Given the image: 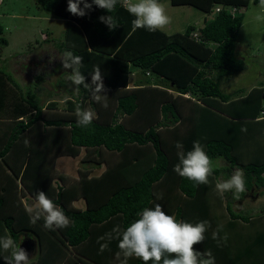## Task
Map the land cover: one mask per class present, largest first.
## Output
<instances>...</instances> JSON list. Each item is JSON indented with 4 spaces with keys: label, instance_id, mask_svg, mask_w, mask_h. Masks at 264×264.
Returning a JSON list of instances; mask_svg holds the SVG:
<instances>
[{
    "label": "trees",
    "instance_id": "16d2710c",
    "mask_svg": "<svg viewBox=\"0 0 264 264\" xmlns=\"http://www.w3.org/2000/svg\"><path fill=\"white\" fill-rule=\"evenodd\" d=\"M168 1L171 6H192L213 16L202 27L187 26L181 33L133 30L134 17L127 12L123 0H118L111 15L119 26L109 30L98 20L100 16L110 15L103 9L93 6L86 16L76 17L66 10L67 0H35L39 10L64 20L59 48L83 57L80 71L85 84H92L91 73L94 66H99L104 86L101 94L109 96L108 107L94 102L89 88L76 85L77 97L65 100L67 116L44 120L36 91L22 93L12 76L0 70V124L6 130L0 136L1 191L11 192V185L26 160L24 156L29 148L21 144V136L40 121L44 126L60 127V132L68 136L66 147L72 154L85 148L103 157L104 150L118 154L119 160L100 177L81 180L77 187L64 185L50 189L51 175L44 174L42 183L48 189L47 196L70 218V225L63 229L43 227V217L32 224L31 214L16 205V198L11 201L0 198V236L11 234L19 242L20 236L25 235L38 242L36 258L30 264H114V253L119 250L117 240H111L100 251V245L106 240L99 238L116 226L126 228L138 218L142 208L156 203L178 220L210 223L208 202L200 197L203 184L197 185L173 171L178 163L177 141L187 151L193 141L200 140L211 160L223 158L231 167L242 160V153L236 149L240 150L246 141L253 142L251 160L241 165L245 187L246 190L252 185L264 188V84L236 98L221 90L222 79L245 69L243 61L235 55L243 14L230 15L224 10L214 13L216 6L240 10L261 0ZM195 32L197 40L192 37ZM7 44L0 36V46ZM132 69L145 76V86L129 87ZM152 78L172 83L178 95L173 98L166 91L155 89L149 85ZM37 79L43 81L40 76ZM184 95L187 97L183 98ZM183 101L190 104L185 108L189 107L188 112L193 113L191 119L182 114ZM55 106V102L47 105L48 108ZM78 106H92L96 113V119L87 128L76 123ZM26 163L20 178H35L33 168L36 170L38 166L33 158ZM227 171L212 169L210 176ZM244 195L245 192L240 193L239 199ZM74 197L84 199L83 210L69 207ZM232 217L241 218L236 214ZM260 224V227L255 224L247 229L241 227L234 239L227 233V241L219 245L208 229L205 240L193 248L201 252L210 249L216 264H264V223ZM0 264L5 262L2 260ZM128 264L144 262L132 257Z\"/></svg>",
    "mask_w": 264,
    "mask_h": 264
},
{
    "label": "clouds",
    "instance_id": "9594fccd",
    "mask_svg": "<svg viewBox=\"0 0 264 264\" xmlns=\"http://www.w3.org/2000/svg\"><path fill=\"white\" fill-rule=\"evenodd\" d=\"M118 0H67V11L76 16L84 17L95 6L103 9L110 15L100 16L98 20L105 24L109 30L119 26L118 21L111 13L116 8ZM264 4V0H261ZM127 12L134 17L132 20L133 30L143 28L146 31L154 32L162 29L170 22L163 0H123ZM82 5V7H81ZM255 19L264 22V15H256ZM59 57L62 67L71 69L67 76L75 85H83L89 88L91 98L94 102L100 103L103 107H108V97L102 95L104 86L103 77L98 65L94 66L91 73L92 84H85V77L80 71L83 57L75 55L72 50H63ZM76 123L87 128L96 119V113L92 107L76 109ZM244 131V129H242ZM177 149L178 163L173 166V171L181 177H185L195 184L209 183V176L212 174V161L205 151L200 140L192 143L190 150L185 151L183 143H175ZM245 173L241 167H236L232 174L222 181L216 183L215 188L220 196L232 193L237 196L246 191ZM35 207H30V223L35 224L43 217V227L49 230L63 229L70 225V218L65 214L63 208L50 199L45 192H37ZM157 199H160L157 196ZM138 218L133 220L126 228L121 229L116 226L110 233L99 240H106L100 245V251L108 247V242L117 240L118 251L114 253V264H128L129 258H139L147 264H216V258L212 251L203 252L195 250L194 244L205 240V233L210 225L206 220L199 222H188L178 220L175 216L162 211L159 203L152 207H144L137 213ZM223 224H219L211 235L217 240L218 245L224 244L227 233L222 236ZM24 237L20 236L19 242L9 235L0 236V259L5 264H30L31 259L28 253L21 247L20 243ZM3 253H8L3 255Z\"/></svg>",
    "mask_w": 264,
    "mask_h": 264
},
{
    "label": "rangeland",
    "instance_id": "374dc122",
    "mask_svg": "<svg viewBox=\"0 0 264 264\" xmlns=\"http://www.w3.org/2000/svg\"><path fill=\"white\" fill-rule=\"evenodd\" d=\"M163 3L166 13L170 17L169 24L162 28L167 34L181 33L187 26L197 24V21L205 16L192 6H171L168 0H163ZM239 13L243 14V21L237 35L235 55L243 61L245 69L220 81L221 90L229 94L237 89L248 92L253 87L264 84V22L255 19L258 14L264 15V4L250 3L247 8H241ZM0 27L3 31L0 36L4 37L8 43L7 46H0V70L12 76L22 88V93L35 92L42 87L38 96L40 103L45 97H54L53 92H56L58 87L64 86L68 80L66 76L60 78L62 66L52 69L46 63H53L55 60L58 65L62 64L61 58L54 57V53L60 51L64 20L52 13L39 10L35 0H0ZM28 55H37L31 58L33 59L32 63L33 61L39 63L41 57L48 62L43 66L36 63L29 71V62L25 61ZM63 70L66 69L63 68ZM68 72L70 73L71 69H68ZM37 75L43 78L42 85L27 88L28 79ZM64 75H66L65 72ZM143 77L139 71L132 69L129 84L135 85L138 80L143 81ZM156 82V79L152 78L149 84L153 85ZM59 91L64 93L62 89ZM65 107L66 104L61 102L58 105V111L65 113ZM46 152L48 151L42 147V157ZM82 155L83 151L77 158L63 157L55 164L56 170L66 177L68 176L69 180L74 179L77 176L76 169L81 167L80 158ZM42 166L46 167L45 164ZM102 170L103 168L94 169L91 175H98ZM41 179L45 180V176H42ZM53 186L56 188L57 184H53ZM240 206L242 208H264V196L256 201L246 199L241 202ZM75 207L82 208L83 201L75 203ZM36 255L37 250L32 254L31 259L34 260Z\"/></svg>",
    "mask_w": 264,
    "mask_h": 264
},
{
    "label": "crops",
    "instance_id": "0c3cea01",
    "mask_svg": "<svg viewBox=\"0 0 264 264\" xmlns=\"http://www.w3.org/2000/svg\"><path fill=\"white\" fill-rule=\"evenodd\" d=\"M208 17L210 16L205 15L199 21H197V24L193 26H195L196 28L202 27L205 24V22L209 20ZM61 52L62 51H59V52L57 51L56 53H54V57L59 56ZM33 56L36 57L37 55H28L25 60L29 62V66H30V68L28 69L29 71L31 70L32 65L38 63L34 61L32 63L33 59L31 58ZM39 60L40 61L38 64H40V66H43L45 65L46 62H48L42 57L39 58ZM53 61H54L53 63L48 62L46 64L50 65L52 69H55L56 66H62V64L58 65L55 60ZM64 72L65 73L68 72V69L64 71L62 68V71L60 73L62 74V76L60 78L62 79L63 76H66L68 82H65L64 86L58 87L57 91L53 92L55 95L54 97H45L43 102L40 103L38 96L41 93V90L43 88L41 87V89L39 88V90L37 89L36 91L37 99L39 101L38 104L43 110L44 120L63 119L64 116H67L66 114H68V110L65 107L66 108L65 113L64 111L59 112L58 105L61 102L65 103V100L67 99H70V100L75 99L78 95L76 85L72 81L69 80L67 74L64 75ZM37 76H33L31 77V79H28V82L26 83L27 88H31V87L33 88L34 85H38V86L42 85V82L38 81ZM212 77L215 78V74H212ZM143 78L145 80V76ZM144 80L143 81L138 80V83L135 85L129 84V87H133V86L141 87L144 84L146 85L147 83L144 82ZM156 81L157 82L152 85V87H154L155 89L166 91L167 93L171 94L173 98H175L178 95L176 91L174 90L172 83L167 82L165 80H161V79H156ZM59 89L64 90V93L63 91L60 92ZM245 93H246L245 90L237 89L236 91H233V93L231 94L232 95L231 98H236ZM104 95L108 96L107 94H104ZM186 97H187L186 95L183 96V98H186ZM52 102H55L56 106L54 108H48L47 105H50V103ZM183 104H184V107L182 108L183 109L182 114L184 116H187L189 119H191L194 116L193 113H190V111L188 112L189 107L185 108V106L188 105L185 101H183ZM25 119H26V116H23V120ZM3 131H6V130L4 129V126L0 124V136H3V133H4ZM63 136L64 134L60 132V127L44 126L42 121L36 123L34 127L27 129L20 138L21 144H24L26 148H29L28 149L29 151L26 153V156H24L26 160L23 163V165H21L20 167L21 168L19 170L20 172H18V176H16V179L13 182L14 185L13 186L11 185V189H10L11 192L8 189L5 192L1 191V188H0V198H3L5 200L10 199V201L13 198H16V205H18L19 207L22 206L25 209V211L31 214L29 212V208L35 207L36 193L37 192L47 193L48 189L45 188V185L43 186L44 182L42 183V179H41V177L44 176L45 173L49 172L51 175L50 176L51 181L49 183L50 189H53V190L55 189L53 184H57V186L65 185L66 187H69V186L77 187L81 180H84V179L89 180L91 178L100 177L104 172L107 171V169L110 166H112L115 162H117V160H119L118 154L116 153L112 154L104 150L102 151L103 157L101 156L99 157L97 154H95L93 150H87L85 148H80L75 154H72L68 152V148L66 147L68 136L67 135L64 137ZM42 147L48 151L44 154L43 157L41 154ZM254 147L255 145L253 142L246 141V144L243 147H241L240 150L237 148L236 150L242 153V160L239 161V164L234 167L233 166L231 167L229 163H227L223 158H220V157L211 160L212 169L222 170L225 168V169H228V171L224 173L222 172L217 176H210L208 178L209 183L207 185H204V184L202 185L203 189L201 190L200 197L205 202H208L209 207L207 209V213H208L207 216L214 219V220L211 219V222L209 223L210 225L209 231H211L209 234H211L212 231L215 230L216 226H218L219 224H223L222 232L228 233L231 239H234L233 236L240 230L241 227H246L245 229H247L248 228L247 226L252 225V224L253 225L255 224V226L260 227L261 226L260 223H264V208L263 207L254 209L252 207L242 208V206H240L241 202L246 199H249L251 201H254V200L256 201L260 197H263L264 188L258 189L255 187V185H252L250 189L245 191V195L242 199H239L240 193L238 194V198L237 196H234L232 193H226L223 196H220L217 193L216 188H215L216 183L224 179H227L232 174V172L234 171L236 167H241V165H245L249 160H251V157L253 156V152H254ZM82 151H83V155L80 158L81 167L80 168L78 167L76 169L77 176L74 179L70 178L71 180H69L68 176L66 177L63 173H59L56 170L55 164H57L58 160H61L63 157L77 158L81 154ZM30 158H33L34 164L38 166L36 170L33 168L34 170L33 176L35 178L32 177L29 179H21L20 176L22 172L24 171L23 169L28 164L26 163L27 160ZM42 164H45L46 167H43ZM102 168L103 170L98 175H91V172L94 169H102ZM60 177L63 178V181L60 180ZM35 186L40 187V189L36 188ZM55 192L56 191H54V193ZM166 196H170V194L166 193ZM79 201H83L82 208L75 207V203ZM69 207L74 208V209L83 210L85 208V201L81 197L71 198ZM5 213L8 214L7 212ZM232 214H236V216L238 217L240 216L241 218L240 219L235 218L234 220V218L232 217ZM23 237H25V235ZM206 237L207 236L205 235V238ZM34 242H35V250H34L35 252L38 249V242L36 240H34ZM7 254L8 253H3V255H7ZM32 260L33 258L31 259V261ZM1 262H2V259H0V263ZM263 262H264V259H263Z\"/></svg>",
    "mask_w": 264,
    "mask_h": 264
},
{
    "label": "water",
    "instance_id": "95a60500",
    "mask_svg": "<svg viewBox=\"0 0 264 264\" xmlns=\"http://www.w3.org/2000/svg\"><path fill=\"white\" fill-rule=\"evenodd\" d=\"M19 247L23 248L28 253V258L30 259L35 250V242L31 238L25 236Z\"/></svg>",
    "mask_w": 264,
    "mask_h": 264
},
{
    "label": "built area",
    "instance_id": "2783aa9c",
    "mask_svg": "<svg viewBox=\"0 0 264 264\" xmlns=\"http://www.w3.org/2000/svg\"><path fill=\"white\" fill-rule=\"evenodd\" d=\"M122 4H123V2H122ZM124 5V4H123ZM221 10H224V11H227L230 15H234V14H236V13H238L240 10L239 9H237L236 7H232V6H216L215 8H214V13H218L219 11H221ZM213 16V14L210 16V17H212ZM192 37L195 39V40H197L198 39V34H197V32H195V33H193L192 34Z\"/></svg>",
    "mask_w": 264,
    "mask_h": 264
}]
</instances>
